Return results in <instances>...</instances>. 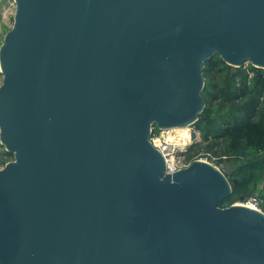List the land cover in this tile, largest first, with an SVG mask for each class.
I'll return each mask as SVG.
<instances>
[{"label":"water","instance_id":"95a60500","mask_svg":"<svg viewBox=\"0 0 264 264\" xmlns=\"http://www.w3.org/2000/svg\"><path fill=\"white\" fill-rule=\"evenodd\" d=\"M15 4L0 264H264V212L220 207L232 183L207 161L167 174L150 141L199 120L215 54L264 69V0Z\"/></svg>","mask_w":264,"mask_h":264},{"label":"trees","instance_id":"16d2710c","mask_svg":"<svg viewBox=\"0 0 264 264\" xmlns=\"http://www.w3.org/2000/svg\"><path fill=\"white\" fill-rule=\"evenodd\" d=\"M203 75L207 104L193 124L201 142L191 147L189 159L220 166L232 183L233 194L220 207L255 195L264 198V69L235 68L215 54L204 64Z\"/></svg>","mask_w":264,"mask_h":264},{"label":"built area","instance_id":"2783aa9c","mask_svg":"<svg viewBox=\"0 0 264 264\" xmlns=\"http://www.w3.org/2000/svg\"><path fill=\"white\" fill-rule=\"evenodd\" d=\"M191 136L187 141L176 140L170 134L164 130L155 132V128L152 130L150 141L154 148H156L163 155L166 162V173L171 174L178 172L188 167L192 162L188 159L187 155L189 148L197 142L198 136L200 135L195 128H189ZM196 134V138H193V134ZM203 160V159H201ZM205 161V160H204ZM244 206L253 210L264 212V198L258 195L252 196L244 203Z\"/></svg>","mask_w":264,"mask_h":264},{"label":"rangeland","instance_id":"374dc122","mask_svg":"<svg viewBox=\"0 0 264 264\" xmlns=\"http://www.w3.org/2000/svg\"><path fill=\"white\" fill-rule=\"evenodd\" d=\"M15 13H16L15 0H0V48L2 46V43H3V40H4L5 35L7 34V32L9 30L12 29V27L14 25ZM249 65L250 64L245 65V67H248ZM2 83H3V75L1 74V71H0V86L2 85ZM189 128H192L193 129L194 126L191 125V126H189ZM200 142H201V137L199 135L197 142L194 141V144H198ZM191 147L189 148V152H188V155H187L188 159H189V154H190V151H191L190 150ZM196 152L195 151H192L191 154L192 155L194 154V156L197 157L200 154H198V152L197 153ZM14 160H15L14 155L13 154H10V153H8L6 151L5 146H3L1 144V140H0V169H3L7 163L12 162ZM203 160L207 161L206 159H203ZM207 162L211 163L210 161H207ZM213 165H215V164H213ZM216 167H218V166H216ZM218 168H220V166ZM246 201L247 200L241 201V202H237L236 204H244Z\"/></svg>","mask_w":264,"mask_h":264},{"label":"bare ground","instance_id":"6f19581e","mask_svg":"<svg viewBox=\"0 0 264 264\" xmlns=\"http://www.w3.org/2000/svg\"><path fill=\"white\" fill-rule=\"evenodd\" d=\"M165 131V130H164ZM169 133L170 136H172L176 140H183L187 141L188 138L191 136L189 127H182V128H174V129H168L165 131V133ZM244 205V204H241Z\"/></svg>","mask_w":264,"mask_h":264}]
</instances>
